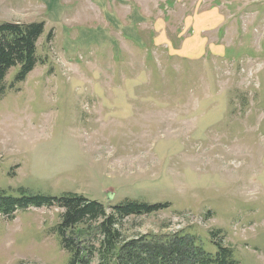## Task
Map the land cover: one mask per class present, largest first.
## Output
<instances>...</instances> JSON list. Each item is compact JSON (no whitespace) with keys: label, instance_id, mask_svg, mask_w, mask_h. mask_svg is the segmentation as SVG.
<instances>
[{"label":"rangeland","instance_id":"1","mask_svg":"<svg viewBox=\"0 0 264 264\" xmlns=\"http://www.w3.org/2000/svg\"><path fill=\"white\" fill-rule=\"evenodd\" d=\"M41 21L37 66L0 83V189L169 202L124 236L184 231L215 253L220 230L264 264V0H0V25ZM62 212L1 217L0 264H68Z\"/></svg>","mask_w":264,"mask_h":264},{"label":"trees","instance_id":"2","mask_svg":"<svg viewBox=\"0 0 264 264\" xmlns=\"http://www.w3.org/2000/svg\"><path fill=\"white\" fill-rule=\"evenodd\" d=\"M44 31V21L0 25V83L12 68L17 70L10 88L26 80L39 62L38 41ZM3 89L1 86L0 92ZM12 190L16 195L0 189V219L12 220L19 210L31 207L63 209L59 232L70 258L68 264H93L96 256L98 264H241L233 248L222 243L220 230L209 232L217 247L215 253L204 248L198 235L184 231L147 233L130 239L124 236L120 225L126 218L159 212L168 208L169 202L150 205L127 200L108 213L103 204L82 195L55 198L25 187Z\"/></svg>","mask_w":264,"mask_h":264}]
</instances>
